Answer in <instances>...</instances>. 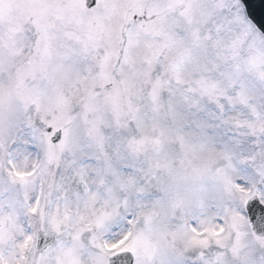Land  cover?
Instances as JSON below:
<instances>
[{
  "label": "snow or ice",
  "instance_id": "1",
  "mask_svg": "<svg viewBox=\"0 0 264 264\" xmlns=\"http://www.w3.org/2000/svg\"><path fill=\"white\" fill-rule=\"evenodd\" d=\"M0 264H264V0H0Z\"/></svg>",
  "mask_w": 264,
  "mask_h": 264
}]
</instances>
